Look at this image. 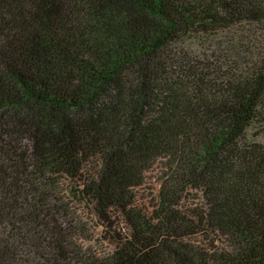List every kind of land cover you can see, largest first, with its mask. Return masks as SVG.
<instances>
[{"label": "trees", "instance_id": "trees-1", "mask_svg": "<svg viewBox=\"0 0 264 264\" xmlns=\"http://www.w3.org/2000/svg\"><path fill=\"white\" fill-rule=\"evenodd\" d=\"M0 264H264V0H0Z\"/></svg>", "mask_w": 264, "mask_h": 264}]
</instances>
